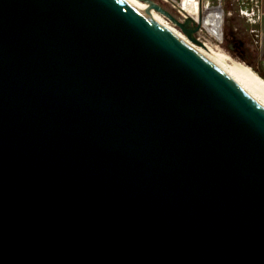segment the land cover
Wrapping results in <instances>:
<instances>
[{
  "label": "water",
  "instance_id": "obj_1",
  "mask_svg": "<svg viewBox=\"0 0 264 264\" xmlns=\"http://www.w3.org/2000/svg\"><path fill=\"white\" fill-rule=\"evenodd\" d=\"M0 264H264V110L123 0H0Z\"/></svg>",
  "mask_w": 264,
  "mask_h": 264
},
{
  "label": "bare ground",
  "instance_id": "obj_2",
  "mask_svg": "<svg viewBox=\"0 0 264 264\" xmlns=\"http://www.w3.org/2000/svg\"><path fill=\"white\" fill-rule=\"evenodd\" d=\"M123 1L131 5L138 12L162 28L164 31L181 40L183 43L193 49L264 110V79L261 76L250 69H247L245 66L241 67V64H236V62L233 61L232 62L235 64L231 62L233 65H227L224 62L226 57L224 58L223 54L212 51L210 47H205V45H199L193 42L183 31L171 24L159 12H149L148 4L146 2L142 0ZM189 11L191 17H193L195 21L200 22L208 33L215 37L222 36L225 10L221 5L213 6L211 5L210 1H208L206 4L197 2L195 6L189 8Z\"/></svg>",
  "mask_w": 264,
  "mask_h": 264
},
{
  "label": "rangeland",
  "instance_id": "obj_3",
  "mask_svg": "<svg viewBox=\"0 0 264 264\" xmlns=\"http://www.w3.org/2000/svg\"><path fill=\"white\" fill-rule=\"evenodd\" d=\"M208 1L213 6L221 5L225 10L222 36L211 35L203 26L196 36L205 47L223 54L227 65L239 63L241 67H247L264 79V54L258 47L257 38L254 37L258 34L259 22V5L256 0H205L204 4Z\"/></svg>",
  "mask_w": 264,
  "mask_h": 264
},
{
  "label": "built area",
  "instance_id": "obj_4",
  "mask_svg": "<svg viewBox=\"0 0 264 264\" xmlns=\"http://www.w3.org/2000/svg\"><path fill=\"white\" fill-rule=\"evenodd\" d=\"M167 10H169L178 20L185 21L186 18L191 17L189 8L195 6L197 2L203 4L205 0H154ZM259 5L260 0H256ZM256 42L259 43V32L254 35Z\"/></svg>",
  "mask_w": 264,
  "mask_h": 264
},
{
  "label": "crops",
  "instance_id": "obj_5",
  "mask_svg": "<svg viewBox=\"0 0 264 264\" xmlns=\"http://www.w3.org/2000/svg\"><path fill=\"white\" fill-rule=\"evenodd\" d=\"M259 18H258V32H259V43L258 47L261 53L264 54V0H260L259 3Z\"/></svg>",
  "mask_w": 264,
  "mask_h": 264
}]
</instances>
